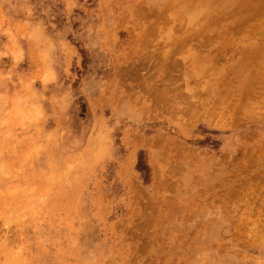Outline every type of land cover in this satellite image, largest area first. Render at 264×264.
Here are the masks:
<instances>
[{
	"label": "rangeland",
	"instance_id": "374dc122",
	"mask_svg": "<svg viewBox=\"0 0 264 264\" xmlns=\"http://www.w3.org/2000/svg\"><path fill=\"white\" fill-rule=\"evenodd\" d=\"M31 2L96 100L81 129H0V264H264V0ZM97 108L119 127L88 169Z\"/></svg>",
	"mask_w": 264,
	"mask_h": 264
},
{
	"label": "clouds",
	"instance_id": "9594fccd",
	"mask_svg": "<svg viewBox=\"0 0 264 264\" xmlns=\"http://www.w3.org/2000/svg\"><path fill=\"white\" fill-rule=\"evenodd\" d=\"M77 57L78 49L52 23L49 11L38 13L31 0H0V129L10 140L22 133L47 138L65 118L77 129L88 124L91 113L84 117L77 101L87 97L95 106L96 97L81 81L72 87L76 78L70 69ZM133 112L127 104L120 106L121 118L132 119ZM118 127L119 120L96 109L95 128L84 127L86 168L113 158Z\"/></svg>",
	"mask_w": 264,
	"mask_h": 264
},
{
	"label": "bare ground",
	"instance_id": "6f19581e",
	"mask_svg": "<svg viewBox=\"0 0 264 264\" xmlns=\"http://www.w3.org/2000/svg\"><path fill=\"white\" fill-rule=\"evenodd\" d=\"M263 26V25H262ZM222 49V48H221ZM168 52V51H167ZM197 56V55H196Z\"/></svg>",
	"mask_w": 264,
	"mask_h": 264
}]
</instances>
